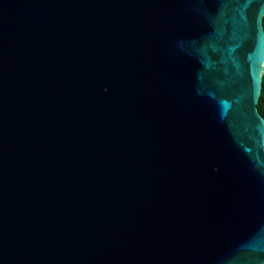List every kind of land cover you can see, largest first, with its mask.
Masks as SVG:
<instances>
[{
  "label": "water",
  "instance_id": "1",
  "mask_svg": "<svg viewBox=\"0 0 264 264\" xmlns=\"http://www.w3.org/2000/svg\"><path fill=\"white\" fill-rule=\"evenodd\" d=\"M264 0H0V264H264Z\"/></svg>",
  "mask_w": 264,
  "mask_h": 264
},
{
  "label": "trees",
  "instance_id": "2",
  "mask_svg": "<svg viewBox=\"0 0 264 264\" xmlns=\"http://www.w3.org/2000/svg\"><path fill=\"white\" fill-rule=\"evenodd\" d=\"M263 23H264V19H263ZM258 108H259L260 114L264 117V77H263V84H262V93H261L260 101L258 104Z\"/></svg>",
  "mask_w": 264,
  "mask_h": 264
}]
</instances>
